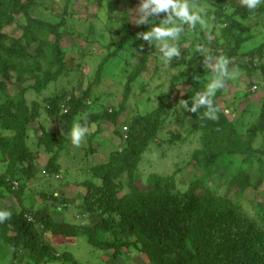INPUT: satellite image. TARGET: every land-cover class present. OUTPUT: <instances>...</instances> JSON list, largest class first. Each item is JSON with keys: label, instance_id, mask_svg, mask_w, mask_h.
<instances>
[{"label": "rangeland", "instance_id": "rangeland-1", "mask_svg": "<svg viewBox=\"0 0 264 264\" xmlns=\"http://www.w3.org/2000/svg\"><path fill=\"white\" fill-rule=\"evenodd\" d=\"M217 1L193 0L194 4L206 9V14H202L204 23H198L195 28L184 26V33L178 41L180 58H174L166 65L158 42L150 45L146 41H134L116 56H110L125 34L141 30L142 25L136 23L140 0H20L21 4L28 6L31 23L23 14L14 11L12 0H2L0 62L3 67L0 68V87L8 89L9 94L21 93V98L28 103L50 98L57 91L64 99L72 96L79 98L87 87H91L90 98L86 100L85 108L76 115L74 123L90 113L102 117L112 112L110 116L101 118L99 125L87 127L85 140L89 135L94 136V132L102 133L110 140L106 149L102 144L101 148L94 149L93 156L90 155L94 164L107 162L113 150L122 153L139 148L146 135L145 126L154 119L156 110L163 103L156 137L142 150L137 173L133 176L136 190L145 191L160 178H173L180 192L198 187L237 203L243 214L255 219L264 217V126L258 123L264 99V11L248 19L237 20L233 29L227 16L238 6H243L242 0H222L215 6ZM217 15L221 16L220 19ZM163 18L165 14L160 13L149 19L153 24H160ZM44 22L59 25L65 74L44 94L37 95L36 86L44 79L55 77L59 69L50 54L54 34ZM151 27V23L147 24L145 31ZM237 41H242V45L236 52L235 60L244 67H229L230 72H237L236 78L227 80L225 88L216 92L217 105L227 120H205V108L192 113L190 109L193 105L181 107L180 101H186L184 95L191 86L201 83L207 89L216 75L209 63L214 65L218 57L230 53ZM207 54L216 56L211 62L208 59L200 62L201 56ZM104 60V68L98 75L99 65ZM197 66L201 69L190 71ZM139 68L137 76L129 80V76ZM126 84L129 93L125 97ZM171 89L173 91L166 97ZM43 102L46 101L40 105H44ZM43 108L46 111L47 107ZM41 113L40 119L45 118V113ZM47 124L50 130L59 133L54 118H49ZM32 126L28 140L36 141L38 125L35 123ZM96 139L100 140L98 136ZM87 140L90 141V138ZM69 141L70 145L67 144L63 153L68 157V154H79L82 147H89V143L83 144V140L79 146L74 145L71 139ZM39 155L47 158L43 151ZM64 159L61 160L63 170L59 178L46 176L45 183L38 179L29 182L25 174L11 179L5 175L10 179V185L14 186L18 181L19 186L11 190L0 186V210L10 213L21 211L16 197L19 194L32 217L51 209L50 214L57 223L64 221L80 226L83 222L84 226L88 217L83 215L86 190L82 185L85 180L82 176L88 174L80 171L83 167L74 170L77 164H81L79 159L75 161L74 156ZM41 163L43 171L44 164ZM68 167L77 172V181L73 180L75 174L68 173ZM1 172L5 173L6 167L0 164ZM124 178L125 174L116 181ZM91 180L99 183L96 179ZM37 182L42 183L41 187L35 185ZM128 191L126 182H119L113 188V193L119 198ZM52 197L57 200L64 198V210L60 207L61 203L53 201ZM34 228L42 231L38 223ZM3 234L8 235L9 232L0 229V264H31L27 256L20 253L14 256V250L5 242ZM47 234H43L42 238L56 245L54 249L60 255L69 252L81 264L107 262L100 261L106 252L92 246L86 235H77L70 240L73 243H67L64 235L48 238ZM48 264L65 263L52 261Z\"/></svg>", "mask_w": 264, "mask_h": 264}, {"label": "trees", "instance_id": "trees-1", "mask_svg": "<svg viewBox=\"0 0 264 264\" xmlns=\"http://www.w3.org/2000/svg\"><path fill=\"white\" fill-rule=\"evenodd\" d=\"M12 1L14 11L23 14L25 19L31 23L32 18L28 12V6L21 4L20 0ZM221 2L222 0H218L214 5L217 6ZM263 11L264 5L258 6L255 10H249L243 5L235 8L227 17L232 21L231 25L234 29L237 20L248 19ZM217 17L220 19L221 16L217 15ZM44 24L54 34L50 54L53 55L59 69L55 77L44 79L36 86L37 95L44 94L51 84L57 82L65 74L61 57L59 25L45 22ZM146 27L147 24L142 25L141 30L137 32L125 34L118 41L116 50L110 56H116L134 41L144 42L140 35ZM241 45L242 41H237L232 51L225 55L230 60V68L236 65L240 68L244 67L235 60L238 55L236 52ZM215 56L216 54L202 55L200 62L205 61L207 57L214 58ZM105 62L106 60L99 65L98 75L104 68ZM2 67L3 64L0 62V68ZM199 68L201 69L197 66L190 71H197ZM140 69L135 74H131L129 80H133ZM190 88L187 95H184L188 106L193 105L197 93L203 92L202 89L206 90L201 83ZM124 89L126 97L129 93L128 84L124 86ZM4 90L5 88L1 86L0 160L2 162L0 164L6 167V172L0 173V186L11 190L10 179L18 174H25L28 181L32 180L37 158L42 151L48 155L44 166L45 174L55 176L60 171L59 155L70 138V130L76 115L85 108L86 100L90 98L91 87H87L79 98L72 96L64 99L60 96L62 93L57 91L50 98H42L41 101L32 100L31 103L21 98L19 92L9 94L8 89L5 90L6 92H3ZM172 91L171 89L166 97ZM217 96L218 94H215L213 97L217 116L222 120H227L217 105ZM42 101H46L43 102L44 105H40ZM44 106L47 107L46 111ZM163 106L161 103L154 119L145 126L146 135L142 138L139 148L114 153L107 162L93 166L90 169V175L85 172L88 174L85 178L90 179L87 178L82 183L86 190L83 197L84 214L88 217L87 224L83 227L57 223L50 214L51 209L49 212L34 214V219L32 213L26 209L27 207L23 206L19 194L16 195L22 210L11 213L10 218L0 222V229L9 232L8 235L3 234V238L13 248L15 257L18 253L24 257L27 256L31 264H48L52 261L80 264L69 252L57 255L50 240L42 238L43 234L48 233V238L53 235L67 237L86 235L88 242L101 250H117L122 246H134L138 252L147 257L151 264H264L263 216L255 219L243 214L239 211L237 203H233L226 197L204 192L198 187L180 192L176 189L173 178L166 180L160 178L153 187L145 191H137L134 187L133 176L137 173L142 150L156 137ZM41 112L45 113V118L40 119ZM110 114L106 113L104 116L108 117ZM104 116L101 117L97 113L87 114L85 116L87 117L86 127L92 124L99 125ZM49 118H54L57 130L60 132L59 135L50 132L47 124ZM205 120L212 119L205 116ZM80 122L85 123L84 119ZM35 123L38 125L40 135L36 137L35 148H31L28 136L33 129L32 124ZM258 123L259 126H264V99ZM119 164L121 166L116 168ZM123 174L125 178L127 177L126 180L124 178L116 181ZM5 175L10 179H7ZM91 179H96L99 183ZM119 182H126L129 188L127 194L120 198L115 192L113 193L114 185ZM51 199L59 201L61 206L65 205L63 198L57 200L56 197H52ZM24 214L31 216L43 232L36 230ZM89 218L93 221L90 222ZM133 238L135 239L131 241Z\"/></svg>", "mask_w": 264, "mask_h": 264}, {"label": "clouds", "instance_id": "clouds-1", "mask_svg": "<svg viewBox=\"0 0 264 264\" xmlns=\"http://www.w3.org/2000/svg\"><path fill=\"white\" fill-rule=\"evenodd\" d=\"M242 3L249 10H255L258 8V6L264 5V0H242ZM160 13H164L165 18L160 19L161 20L160 24H153L152 20L149 18L158 16ZM202 14H206V9L194 4L193 0H140L139 7L137 9L138 18L136 19V23L139 25H146L149 23L152 24V27L148 31L142 32L140 37L144 41L148 42L150 45L153 42L159 43V50L162 53V60L167 65L170 64L174 58L175 59L180 58V47L178 41L181 38L182 34L184 33V26L190 25L193 28H195L198 23L203 24L204 20L202 18ZM207 59L209 62L212 61V57H207ZM229 64H230V60L225 56L218 57L214 65L209 63V67L211 68L212 71L216 73V75L208 84L207 89L205 91L197 93L193 106L190 109L192 113H196L200 108L204 107L207 109V111L204 113V115L207 118L212 120L218 119L217 108L214 106L213 97L215 96L218 90L225 88L227 80H233L236 78L237 75L236 71H231V72L229 71ZM180 106L186 107L187 101L184 100L180 101ZM83 119L85 122L84 124H82L78 120L76 123L73 124L70 130L71 142L76 146H79L81 144L82 140L84 139V137L88 132V128H87L88 126L86 127L87 117H84ZM59 134L60 132L57 135ZM96 134L98 133L94 132L93 135ZM39 135L40 132H38L37 136ZM64 149L67 150V144L63 148V150ZM114 153H118V150H113L111 154L109 153L110 155L108 156V158ZM45 164L46 162L44 163V166ZM35 168L33 170L34 177L29 182H36V177H35L36 174L34 172ZM40 168L41 166H39L38 169L40 173V175L38 173V180L40 176H42V178H45L47 176L45 174L44 168L43 171ZM59 176H60L59 174H56L54 177L59 178ZM17 183H18L17 186H19L18 181ZM37 183L35 185H37ZM11 187L12 189L17 188L14 187L12 184ZM60 207L61 209L64 210L63 208L64 205ZM83 215L86 214L83 213ZM10 216L11 213L9 211L0 210V222L10 218ZM24 216L27 218V221L29 223H32L34 226H36L31 216L25 214ZM82 226L83 225L81 224L78 227H82ZM36 230L40 231L39 228ZM131 241H133V239ZM111 250H113V253L116 252L115 249L102 250V251L108 252Z\"/></svg>", "mask_w": 264, "mask_h": 264}, {"label": "crops", "instance_id": "crops-1", "mask_svg": "<svg viewBox=\"0 0 264 264\" xmlns=\"http://www.w3.org/2000/svg\"><path fill=\"white\" fill-rule=\"evenodd\" d=\"M95 125H97V124H95ZM49 129H50V127H49ZM95 129V128H94ZM96 129H99V127H96ZM40 130H38V132H39ZM100 131V130H99ZM37 132V133H38ZM50 132H53V133H55V134H58L56 131H54V130H50ZM99 137V139L100 140H98V139H96V137ZM88 137L90 138V141H88L87 139H88ZM87 139L85 140V139H83V141H84V143L83 144H88L89 143V147H88V149H86V151L85 152H82L83 151V148H81V152H79V154H68L69 155V157L68 156H66V154H63L64 153V151L66 150V149H64L61 153H60V155H59V158H58V164L60 165V171L57 173V174H59L60 175V173L62 172V165H61V160L62 161H64L65 159L64 158H66V159H70V158H72L73 156L75 157V161L76 160H78L79 159V161H80V165H78L77 164V168H75L74 170H80L82 167L84 168L83 170L81 169L80 171H84V172H86V173H89V175H90V169L93 167V166H95V165H97V164H94V163H92L91 161H90V155L91 156H93V153H94V149H96L97 147H102L101 146V144L103 145V146H105L104 148L106 149V147H108V145H109V138L107 137V136H105V135H103L102 133H98V134H96V135H94V136H92V135H89V136H87ZM70 138L68 139V145H70ZM35 139L34 140H29L28 141V143H29V145H30V147L31 148H35ZM92 142V143H91ZM93 144L95 145V148L93 147ZM99 144H100V146H99ZM100 150V149H99ZM73 153H77V151H73ZM110 153V152H109ZM109 153L107 154V155H109ZM47 155V154H46ZM73 155V156H72ZM42 157H44V156H42V155H39V157H38V159H37V161H36V168H35V174H36V179H38V173H39V163H41V161L43 162V163H41V164H44L46 161H47V158H48V155L46 156L47 158H45L44 157V160H42ZM77 158V159H76ZM69 162H72V161H69ZM73 163V162H72ZM99 164V163H98ZM70 167H71V165H69ZM74 166V165H73ZM70 167H68L67 169H70L69 170V172L68 173H70V174H75V176H74V178H73V180H75V181H77L79 178H78V174H77V172H73L74 170L72 169V168H70ZM80 173H82V172H80ZM39 175H40V173H39ZM82 175H83V173H82ZM83 178H82V180L83 179H87V178H89V177H87V178H85V175H83L82 176ZM90 179V178H89ZM39 180L43 183H45V180L46 179H44V178H42V176H40L39 177ZM42 183H37V185L38 186H40V184H42ZM41 187V186H40ZM43 188H45V186L43 187ZM56 195H58V194H56ZM55 195V196H56ZM57 197V196H56ZM65 197V196H64ZM64 199V198H63ZM65 201H67V198L65 197ZM60 203V202H59ZM64 204H66V202H63ZM53 218H55L54 216H52ZM62 218V217H61ZM90 219V222L91 221H93L91 218H89ZM55 220V219H54ZM56 221V220H55ZM88 222H89V220H88ZM62 223H64V221H62ZM62 223H60V224H62ZM83 222H81V224H82ZM65 224H68V223H66L65 222ZM85 224H87V222H85ZM73 225V224H72ZM77 226V225H76ZM55 235H53L52 236V238L54 237ZM51 238V239H52ZM66 239H68L67 241V243H73V242H70V240H74V237H71V236H69V237H66ZM50 244H51V246H53L54 248L56 247L57 248V246L56 245H53L51 242H50ZM106 253L104 254V255H102V257L100 258V261L101 260H103V261H107L106 262V264H151L150 262H149V260L147 259V257L144 255V254H142V253H140V252H138L136 249H135V247L134 246H130V247H126V246H122V247H120L118 250H116V252H114L113 253V250L112 251H105ZM112 252V253H111ZM133 252V253H132ZM134 252H135V255H134ZM113 254V255H112Z\"/></svg>", "mask_w": 264, "mask_h": 264}, {"label": "built area", "instance_id": "built-area-1", "mask_svg": "<svg viewBox=\"0 0 264 264\" xmlns=\"http://www.w3.org/2000/svg\"><path fill=\"white\" fill-rule=\"evenodd\" d=\"M16 186H17V183L15 182V183H14V187H16ZM29 220H30V219H29Z\"/></svg>", "mask_w": 264, "mask_h": 264}]
</instances>
